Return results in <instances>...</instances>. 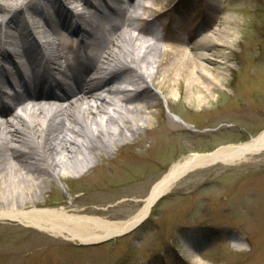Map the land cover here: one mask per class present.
Listing matches in <instances>:
<instances>
[{
	"label": "rangeland",
	"instance_id": "1",
	"mask_svg": "<svg viewBox=\"0 0 264 264\" xmlns=\"http://www.w3.org/2000/svg\"><path fill=\"white\" fill-rule=\"evenodd\" d=\"M147 4L153 8L144 11L141 26L161 29L166 42L186 33L192 45L199 37L211 36L216 27L235 32L234 43L215 49L220 53L211 68L218 82L203 80L211 85V100L191 103L196 85H189L184 76L166 81L168 65L158 66L165 43L142 38L152 47L142 44L139 54L148 52L157 59L155 65H144L145 74L153 78L158 66V75L155 83L141 82L147 90L133 105L148 103L150 108L134 116L133 131L102 143L90 127L97 145L95 151H86L94 164L91 170L61 173L62 177L46 178L37 186L21 177L5 182L0 188V211L64 207L71 213L127 220L140 211L153 186L186 156L238 145L264 132V0H148ZM35 7L40 14V2ZM140 10L137 7L134 13ZM62 33L59 30L58 36L69 48L61 46V51L76 55V37ZM127 35L122 38L128 39ZM121 69L122 79L141 80L137 71ZM111 99L118 114L125 112L128 104L121 96ZM10 108L0 120L13 119L20 111ZM43 116L39 122L46 127ZM28 146L34 150L36 145ZM9 154L13 160L21 156ZM24 169L40 181L47 174L36 164ZM78 243L18 221L0 220V264H195L184 251L186 246L210 264H264V150L235 165L217 163L184 175L153 206L149 218L127 235L95 246Z\"/></svg>",
	"mask_w": 264,
	"mask_h": 264
},
{
	"label": "bare ground",
	"instance_id": "2",
	"mask_svg": "<svg viewBox=\"0 0 264 264\" xmlns=\"http://www.w3.org/2000/svg\"><path fill=\"white\" fill-rule=\"evenodd\" d=\"M35 1L44 3L54 24L42 15V11L39 14ZM116 3H120V0H96L95 2L85 0L82 11H71L70 9H75L76 5L73 0H0V82L7 74L5 65L8 64L19 71L20 65L16 59L26 52L25 48L31 50L34 47L41 55L50 54L48 57L50 69L46 74L41 75L40 80L42 81L45 76L47 80L44 87L48 85V88L54 90L37 93L20 100L18 102L20 111L14 115L15 117L0 120V188L4 187L5 182H13L20 177L23 181H31L37 186L55 175L62 177L61 173L73 175L78 172V169H82L84 173L91 170L94 164L86 157V151H95L97 145L94 144L88 129L94 128L102 143H106L105 140L108 138L117 140L119 136L126 137L127 132L131 133L136 122L134 116L150 108L148 103L133 105L136 97L147 90L141 82L155 83L158 66L168 65L166 81L170 80L171 76L174 79L184 76L188 79L189 85H196V92H191V103L205 104L211 100V85L205 84L203 80L207 78L212 84L218 82L214 78L211 62L220 53L215 51L216 48L229 46L236 41L235 32L230 29L223 31L216 27L211 36L199 37L196 41H192L193 43L191 42L192 45L187 44L190 43V38L185 37L186 33H182L178 40L172 42H166L163 36H156L158 40L165 43V48L161 49L164 53L160 54L161 58L158 60L153 78L145 74L144 65L147 63L155 65L157 59H151L148 52L141 56L139 49L142 44L152 47V43L149 44L148 41L143 40L141 35H154L155 30L141 26L144 20L141 13L134 18L127 14V19L132 20L127 30L129 39L120 44L117 43L116 36H119L120 28H112L111 35L102 41L100 51L95 53V58L93 57L90 61H84L79 54L70 58L61 51L63 42L58 41L59 30L76 36L77 46L80 47L90 38L92 39L93 18L104 8H110L116 12L118 9ZM126 3L130 11H135L137 7L143 11L153 8V4L147 6L135 0H126ZM34 14L41 15L43 22L39 23ZM38 37H41V44L38 43ZM17 47L19 50L16 49ZM194 50H196L195 54ZM41 55L38 54L37 57ZM30 61V68L33 69L32 63L35 61L32 59ZM123 66L137 71L138 78L143 81L127 80V83L134 84L135 89H129V92H126L128 106L125 112L118 114V107L111 97L121 95V91L115 87L118 83L125 81L122 79L121 67ZM67 80L74 83L86 81L87 86L81 89L82 95L79 101L78 98L74 99L73 95L69 99L66 98V101H72L63 105L73 109L58 113L44 127L39 122V117L44 113V107L39 100L55 99L56 103H62L68 91L63 82ZM113 81L116 86H111ZM172 94L175 95L174 92ZM27 100L29 102L25 103ZM91 101L93 104L90 103ZM74 104L77 106L72 107ZM9 111L10 109L0 111L1 117L8 115ZM174 117L179 118L177 115ZM59 129L63 132L59 133ZM30 143L36 145L34 150L27 148ZM263 148L264 132L247 142L222 147L211 157L204 154L186 156L174 164L167 175L153 186L149 196L144 199V205L140 211L127 220L110 221L98 216L71 213L64 207L50 209L36 207L34 210L4 209L0 211V220L18 221L52 235L63 236L68 240L91 242L104 239L135 226L149 213L157 198L174 188L178 178L194 168L206 167L210 158L225 165H235L247 161L251 156L260 153ZM10 152L11 157L12 152H19L21 156L17 157L20 159L10 158ZM80 159L84 160V164H81ZM33 164L40 166L47 173L41 181L29 176V172L24 169ZM18 165L24 168L20 170ZM17 169L21 171L19 175ZM5 194L6 192L2 197H5ZM237 244L241 246L240 242H236ZM184 251L191 256L193 263L210 264L192 252L189 246H186Z\"/></svg>",
	"mask_w": 264,
	"mask_h": 264
},
{
	"label": "water",
	"instance_id": "3",
	"mask_svg": "<svg viewBox=\"0 0 264 264\" xmlns=\"http://www.w3.org/2000/svg\"><path fill=\"white\" fill-rule=\"evenodd\" d=\"M222 148V147H221ZM220 149V148H219ZM218 150V149H217ZM216 150V151H217ZM263 150H264V148H263ZM216 151H213V152H210V153H205L204 155H208V156H210L211 157V155H213L214 154V152H216ZM216 163H218V161L217 160H213V159H209V161H208V164L206 165V166H210V165H214V164H216ZM196 168H194L193 170H195ZM193 170H191V171H193ZM184 175H186V174H184ZM184 175H182L181 177H183ZM180 177V178H181ZM180 178H178V179H180ZM177 179V180H178ZM176 180V181H177ZM165 194H163V195H161L159 198H157L156 200H155V202H154V204L152 205V207L164 196ZM150 212H151V210L149 211V213L140 221V222H138L135 226H133L132 228H130L129 230H126V231H124V232H121V233H119V234H116V235H112V236H109V237H106V238H104V239H100V240H96V241H91V242H80L79 244L80 245H85V246H89V245H97V244H100V243H103V242H106V241H108V240H111V239H114L116 236H122V235H124V234H127V233H129V232H131V231H133L134 229H136L145 219H147L148 217H149V215H150Z\"/></svg>",
	"mask_w": 264,
	"mask_h": 264
}]
</instances>
